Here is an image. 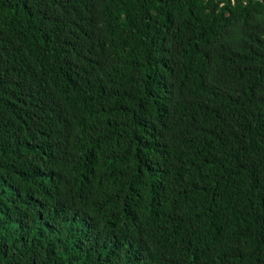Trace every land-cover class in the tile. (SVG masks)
<instances>
[{
	"label": "trees",
	"instance_id": "1",
	"mask_svg": "<svg viewBox=\"0 0 264 264\" xmlns=\"http://www.w3.org/2000/svg\"><path fill=\"white\" fill-rule=\"evenodd\" d=\"M0 264H264V0H0Z\"/></svg>",
	"mask_w": 264,
	"mask_h": 264
}]
</instances>
